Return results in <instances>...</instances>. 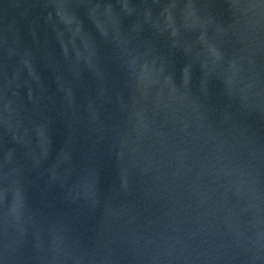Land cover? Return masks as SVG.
I'll return each mask as SVG.
<instances>
[{"label":"water","instance_id":"1","mask_svg":"<svg viewBox=\"0 0 264 264\" xmlns=\"http://www.w3.org/2000/svg\"><path fill=\"white\" fill-rule=\"evenodd\" d=\"M0 264H264V0H0Z\"/></svg>","mask_w":264,"mask_h":264}]
</instances>
